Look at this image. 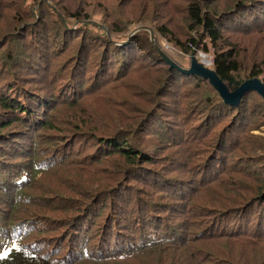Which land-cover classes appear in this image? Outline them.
<instances>
[{
    "label": "rangeland",
    "instance_id": "obj_1",
    "mask_svg": "<svg viewBox=\"0 0 264 264\" xmlns=\"http://www.w3.org/2000/svg\"><path fill=\"white\" fill-rule=\"evenodd\" d=\"M187 2L188 0H0V42H5L8 35L18 37L21 32L28 30L25 41H33L37 34L35 42H44L55 52L44 62V67L47 64V74L41 69L36 71L37 76H23H34L35 79L30 85L23 88L20 82L17 84L23 92L32 90L40 95L50 94L47 99L48 106L40 114L43 121H51L52 128L40 130L38 125L30 127L22 123L14 129L8 128L7 130H12L0 137V241L4 233L9 232L15 224L31 221H38L37 227L44 229L37 238L28 240L31 231L25 241L44 238L61 242L82 221L87 225L86 228L78 229L81 236L68 234H71V240H77V244L82 247H96L101 244L104 240L101 238L109 233L105 226L110 222L113 224L114 238L125 237L120 245L134 243L141 236L150 234V231L177 237L178 232H185L183 222L186 217L198 211V205L214 204L216 207H224L221 198L228 195L227 190L232 185L238 184L244 188L245 190L238 193L244 196L256 192L259 185L256 175L264 181V100L255 92L248 93L240 104L248 110V117L243 126L233 133L231 139L235 142L228 146L227 151L217 156H214L215 150L208 146L207 139L192 146L180 140L179 147L170 144L174 141V136H170L168 142L158 141L154 134L157 118H169L173 122L174 118L185 119L189 116V111H184L182 105L178 108L174 99L172 112L170 109L158 112L156 118L152 119L155 123L151 127L142 133L138 130L136 136L129 138L134 141L132 146L142 151L147 150L156 158L149 165L152 169L142 172L140 168H134L128 173L118 175L123 166L121 157L112 153L101 160L112 148L92 137L94 133L119 127L120 119L126 120L130 117L141 121L146 111L153 106L154 98L157 97L155 94L159 91L160 83L164 81L161 75L167 71L168 64L154 49L151 33L158 50L166 57L182 69L190 67V55L180 51L173 42L154 29L156 25H163L177 38L184 40L189 30L183 17L176 15L173 9H183ZM234 3L235 0H222L219 9H225ZM110 20L114 28L122 23V30L109 29L108 35H104ZM61 22L69 24L65 29L70 36H59L56 40L54 35L57 34L56 30ZM29 25L35 26L34 31L30 32ZM46 28L50 30L46 32ZM81 32L86 33L85 36ZM225 34L237 36L235 41H241L238 46L242 71L248 72L251 69L255 57H259V64H264V30L250 31L249 34L225 30ZM107 36L115 46L110 47L114 62H108L111 72L105 80H109L96 92L89 91L96 85L93 77L91 78L95 72L91 65L103 53ZM25 41L22 39L19 43L21 50L25 48ZM7 45L12 46V42L8 41ZM34 46V50L29 49L18 54L33 56L36 61L35 50L38 47L36 43ZM203 46L204 44L197 49V53H200L197 58L204 60L208 68H213V52H203ZM207 46L211 49L209 44ZM201 55L205 56L204 59ZM121 66H125L123 71L127 68L128 71L124 74L122 71L114 86L105 88L119 75ZM73 70L79 71L75 77L76 82L82 85L84 80L85 84L81 90H77L72 101L74 103L70 104V101L62 97L60 90L69 84L71 79L68 76ZM173 71V75H178L179 82L177 79L171 89L180 92L181 97L184 92L189 91V96L186 97L189 102L187 107L194 106L193 99L197 98V92H201L207 83H199L193 77ZM4 82L5 78L0 74V91L7 92ZM121 95L124 98L117 106L118 97ZM22 102L27 105L29 103ZM167 104L170 106L171 101ZM225 120L213 127L209 138L213 137ZM193 122L194 118L190 124ZM80 124H84L82 131L77 129ZM178 124L182 126V121H178ZM89 131L91 132L88 133ZM138 143L142 145L139 146ZM187 159H190L189 163H186ZM37 163L44 164V168L32 170V165ZM198 164H202L201 168L197 167ZM208 164L218 171L219 176L223 174L225 166L228 170L220 177V181L204 187L197 171L206 172ZM189 173L194 176L193 181L187 178ZM22 174L28 175L29 179H25L28 181L22 184L18 183L24 186V190L19 202L13 204L10 197L13 198V189L18 185L16 182ZM211 175L214 177L213 173ZM224 186L230 187L223 190ZM173 189L182 190L183 195ZM149 205H154L153 209L148 208ZM163 206L169 211L167 215L160 213V223L165 226L159 229L154 221L141 224L127 217L142 215L141 207L152 210L151 214L155 217L156 212ZM176 206H180V209L174 213ZM202 213L204 218L211 220L204 211ZM33 227L36 228L34 224ZM126 228L129 229L127 235L124 230ZM198 230V227H192L186 231L193 235ZM190 242L195 252L201 248V256L205 258L209 244ZM113 243L114 241L112 245ZM0 244L2 247L6 246L5 242ZM223 244L225 243H220L219 246ZM225 246L237 257L248 256L249 260L264 251L262 246ZM113 247L103 257L107 261L93 262L83 257L80 264H186L185 257L175 247L129 254L125 259L115 258L113 251L116 248ZM208 264L215 263L210 258Z\"/></svg>",
    "mask_w": 264,
    "mask_h": 264
},
{
    "label": "trees",
    "instance_id": "obj_2",
    "mask_svg": "<svg viewBox=\"0 0 264 264\" xmlns=\"http://www.w3.org/2000/svg\"><path fill=\"white\" fill-rule=\"evenodd\" d=\"M221 2L222 0H188L183 9L178 11L173 9L176 15L183 17L186 27L189 30L188 36H186L184 40L177 38L172 31L163 25H156L154 29L170 42H173L175 46L185 54L191 55L195 48L199 49V47L204 44L202 48L203 52H213V69H215L229 91L235 90L246 79L258 78L264 82V78H261V76L264 75V67H262L264 64H259V57L254 58L255 62H253L248 72L242 71L239 61L240 48L238 46L241 41H235L237 36L225 34V30L240 32L241 34H249L250 31L264 30V0H235L233 5L225 9H219L221 7ZM68 25L69 24L65 22L59 23L56 30L57 34L54 35L56 40L59 36H63L64 38L70 36V33L65 29ZM34 27V25H29L28 28L30 32L34 31ZM109 29L120 31L122 30V23H119L118 27L114 28L113 22L110 20L108 25H106L107 31H105L106 33L104 32V35H108ZM45 30L48 32L50 29L46 28ZM82 33L83 32H81V35L85 36L86 33ZM27 36L28 30H25L21 32L18 37H15V35H8L5 38V42H0V74L5 78L4 87H6L7 90V92L0 91V137L15 127L22 125V123H25L23 124L24 126L27 125L30 127L38 125L40 130H49L52 128L51 121H43L40 114V112L44 111L48 106L47 99L50 97V94L49 96H45L44 93L40 95L38 92L37 94L32 90L23 92L22 88L17 86V84L20 82L23 88H25L26 85H30V82L35 79L34 76L31 78L23 76L28 74L37 76L36 71L41 69H44L45 74H47L48 68L47 64L44 67V62L49 59L51 53L54 55L55 52L51 51L44 42H35V40H37V34L33 41H25V37ZM22 39L25 41L24 50H21L22 47L19 44ZM87 40L88 38L86 37L85 41ZM109 40H111V38L107 36L105 38L103 53L97 58L98 61L96 60L97 64L93 61L91 65L92 69H95L91 78L93 77L96 85L91 87L89 91L96 92L109 80V78L105 80V77L111 72V67L108 62H114L110 51V47H112L113 44ZM8 41L12 42V46L7 45ZM35 43L38 47V50H35L37 55L36 61L33 59V56H28L27 54H25L26 56H22L18 54L23 51H28L29 49L34 50ZM207 44L211 46V49L208 48ZM84 45H86V43ZM113 47L115 48V46ZM160 58L167 63L162 57ZM126 63H128V61H126ZM125 66L119 68V75L115 76V78H113L114 80H111L105 88L109 86L112 87L119 81L118 78ZM173 70L183 74V76L193 77V79L197 80L199 83L204 84L206 82L209 86L205 84L204 89L201 92H197V94H199L197 98H192L194 106L192 105L190 108L187 107L189 102L186 97L189 96V91L184 92V96L181 97L180 92L177 93L171 89L177 79L179 82L178 75H173ZM79 71L76 72V70H73L70 72L68 76V78L71 79L68 82L69 84L60 90L63 93L62 97L70 101V104L74 103L72 101H74L77 90H81L82 86L85 84L84 80H82V85L78 81L79 84H77L75 80ZM127 71L128 68L123 71V74ZM17 72L21 73L18 74ZM172 76H174L173 79ZM42 77L40 78L41 80L43 79ZM161 77L164 81L160 83L161 86L158 89L159 91L155 94L157 97L154 98V104L146 111L147 113L141 121L138 122L130 117L126 120L120 119L118 122L119 127L114 130L101 131L97 129V131L101 132L92 134L94 140L106 143L112 148L103 155L101 160L105 159L106 155H111L112 153L121 157L123 166L118 172V175L128 173L134 168H140L142 172L145 169H152L149 165L154 162L156 158L152 157L147 150L142 151L132 146L134 141L129 138L136 136L139 132L142 133L146 131L149 126L151 127V125L155 123L152 122V119L156 118L158 112L168 109L172 112L173 99L178 108L182 105L184 111H189V116L187 115L185 119L181 117L174 118L173 122H171L169 118H157V126L154 130V134L157 136L158 141L168 142L170 141V136H174L175 139L170 144L179 147L181 141L188 143V146H192L199 145L207 139L208 146L212 150H215L213 152L214 156L224 153L227 151L228 146L235 142V140L232 141L231 139L233 133L243 126L248 117V110L243 108L240 104L248 93L255 91L245 93L238 104L227 105L222 101L218 93L210 86L207 80L184 74L176 70V68L169 69V64L167 71L165 74H162ZM112 82H114V84H111ZM36 97L41 98V100H38ZM123 98V95L118 97L117 106L120 105ZM21 100L29 101L28 105ZM168 101H171L170 106L167 104ZM138 112H140V110H138ZM193 118L194 122L190 124ZM223 119L226 120L223 121V124L216 133H214L213 137L209 138L213 127ZM178 121H182V126H179ZM83 125L84 124L78 125L77 129L82 131ZM11 127L12 129L7 130ZM138 130L141 131L138 132ZM172 131L173 133H170ZM90 132L91 131L88 133ZM138 145L141 146L142 143H138ZM181 152H183V155L185 154L183 150ZM245 153H247V151H245ZM189 160L190 159H187L186 163H189ZM248 161L250 162V160H246V162ZM201 166L202 164L197 165L198 168H201ZM43 168L44 164L37 163L33 164L31 169L36 171ZM227 170L228 167L225 166L222 175H225ZM212 173L214 177H212ZM197 175L200 180L204 182V187H209L208 185L212 186L211 183L220 181V177L222 176H219L218 171L216 169L214 170L209 164L206 172L200 173L197 171ZM27 178L29 179L28 175L22 174L16 183L22 184L27 182L28 180H25ZM187 178L190 181L194 180V176L191 173L188 174ZM256 178L259 185L253 195L244 196L238 194L245 189L238 186V184H234L231 187H222L223 190L226 187H230V189L227 190L228 195L221 198L224 202V207H216L214 204L198 205V211L195 212L194 215L186 217L183 222L184 229L186 230L192 227L199 228L193 235L188 234L186 230H184L185 232H178L177 237H171L168 236L169 234L165 233L160 235L159 231H150V234L141 236L140 239L126 246V244L120 245L125 237L117 236L114 238L113 224L110 222L105 226L106 231L109 233L101 238L104 239L101 244H98L96 247H82L77 244V240H71V234L69 236L68 234L75 233L78 237L81 236L78 229L86 228L87 224H85V221L79 222L74 229L63 237V240L67 237L65 239V243L67 244H65L63 240L61 242H55L44 238L37 241H28L32 238H37V235L41 233L44 228L40 229L37 227L36 223L38 221H25L30 225L24 222L15 224L10 228L9 232H5L4 236H2L0 243L5 242L6 246L2 247L0 244V248L2 247L0 264H80L83 257L93 262H102L107 261L103 259V257L111 246H114L113 249L116 248L113 251V256L118 259H125L129 254L144 253V251L150 249L175 247V249L180 251L185 257L184 262H186V264H208L210 258L213 259L215 264H264V251L261 252L259 256L254 255L252 259L249 260L248 256L237 257L230 251V248L226 249L225 246V244H230L231 246L232 244H242L244 246L264 247V181L260 179L259 175H256ZM178 180H180V178H178ZM13 190V198L9 197L14 204L21 199L24 186L18 184ZM173 191H176L181 196L183 195L182 190L173 189ZM153 207L154 205L148 206L150 209H153ZM148 208H140L143 213L142 215L137 217L130 215L127 217L141 224L154 221L158 229L165 226L160 223L161 218L159 217L161 216L160 213H165V215H167L169 209L163 206L161 210L156 212V216L154 217V215L151 214L152 210ZM178 209H180V206H176L173 212L175 213ZM202 211L211 217L209 219L213 220L211 221L204 218L202 216ZM168 218L167 221H169ZM33 224L36 228L33 227ZM179 225H182V223ZM31 226L34 229H31ZM180 227L182 228V226ZM124 230L127 235L129 229L126 228ZM31 231L32 234L30 235ZM28 235H30V237L25 241ZM177 238H179L178 241ZM113 241L114 243L112 245ZM190 241L209 244V250L206 251L205 258L201 256V248L195 252ZM137 242L141 244L137 245ZM220 243L225 244L220 247ZM153 252L155 253L156 251Z\"/></svg>",
    "mask_w": 264,
    "mask_h": 264
},
{
    "label": "water",
    "instance_id": "obj_3",
    "mask_svg": "<svg viewBox=\"0 0 264 264\" xmlns=\"http://www.w3.org/2000/svg\"><path fill=\"white\" fill-rule=\"evenodd\" d=\"M151 42L155 47V49L159 52L161 57L170 65L169 69L177 68L184 74L193 75L203 80H207L210 86L218 93L219 97L222 99V101L225 104L227 105L238 104L242 96L250 91H255L264 100V82H262L260 79L258 78L246 79L235 90L229 91L227 86L224 84V82L220 79V77L216 73L215 69L208 68L205 65L204 60L202 61L198 60L197 56L200 55V53L199 54L197 53L196 48L193 50V52L190 55V67L188 69H182L180 66L175 64L171 59L166 57V55L163 54L160 50H158L152 33H151Z\"/></svg>",
    "mask_w": 264,
    "mask_h": 264
},
{
    "label": "bare ground",
    "instance_id": "obj_4",
    "mask_svg": "<svg viewBox=\"0 0 264 264\" xmlns=\"http://www.w3.org/2000/svg\"><path fill=\"white\" fill-rule=\"evenodd\" d=\"M201 57L204 59L205 56L204 55H201Z\"/></svg>",
    "mask_w": 264,
    "mask_h": 264
}]
</instances>
